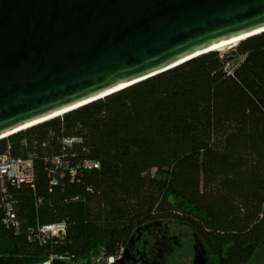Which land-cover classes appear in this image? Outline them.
I'll use <instances>...</instances> for the list:
<instances>
[{"label":"trees","instance_id":"trees-1","mask_svg":"<svg viewBox=\"0 0 264 264\" xmlns=\"http://www.w3.org/2000/svg\"><path fill=\"white\" fill-rule=\"evenodd\" d=\"M4 153L31 182L3 178L0 264H89L138 234L165 264H192L195 241L206 264H264V31L0 138Z\"/></svg>","mask_w":264,"mask_h":264},{"label":"water","instance_id":"water-1","mask_svg":"<svg viewBox=\"0 0 264 264\" xmlns=\"http://www.w3.org/2000/svg\"><path fill=\"white\" fill-rule=\"evenodd\" d=\"M263 31L264 0H0V138Z\"/></svg>","mask_w":264,"mask_h":264},{"label":"built area","instance_id":"built-area-1","mask_svg":"<svg viewBox=\"0 0 264 264\" xmlns=\"http://www.w3.org/2000/svg\"><path fill=\"white\" fill-rule=\"evenodd\" d=\"M30 160H22L11 158L8 153L0 154V187L1 191L5 192L3 186V178L8 177L12 179L13 182L20 184L21 182L30 183L31 177L28 172H25L29 169ZM87 167H96L97 163L95 162H85ZM6 213L8 218L5 220L6 223H9L10 219L13 217V214L9 211V206L6 205ZM10 217V218H9ZM36 236L39 240H45L46 238L58 235V233H64V224H50L38 227ZM123 252V247L119 249L116 255L103 256L101 253L94 256L91 263L89 264H112L115 260L121 257ZM61 257V256H59ZM44 264H49L48 261Z\"/></svg>","mask_w":264,"mask_h":264},{"label":"flooded vegetation","instance_id":"flooded-vegetation-1","mask_svg":"<svg viewBox=\"0 0 264 264\" xmlns=\"http://www.w3.org/2000/svg\"><path fill=\"white\" fill-rule=\"evenodd\" d=\"M152 234L155 235L152 237L158 244L164 242L163 239L156 237V234H154V232H152ZM173 243H176V241L174 240ZM127 250L128 258L123 264H165V262L163 261L153 259L154 255L150 252L147 253L141 234H138L135 238L130 239V243L127 247Z\"/></svg>","mask_w":264,"mask_h":264},{"label":"bare ground","instance_id":"bare-ground-1","mask_svg":"<svg viewBox=\"0 0 264 264\" xmlns=\"http://www.w3.org/2000/svg\"><path fill=\"white\" fill-rule=\"evenodd\" d=\"M222 48H224V47H220L219 49H222Z\"/></svg>","mask_w":264,"mask_h":264},{"label":"crops","instance_id":"crops-1","mask_svg":"<svg viewBox=\"0 0 264 264\" xmlns=\"http://www.w3.org/2000/svg\"><path fill=\"white\" fill-rule=\"evenodd\" d=\"M44 264V263H43Z\"/></svg>","mask_w":264,"mask_h":264},{"label":"rangeland","instance_id":"rangeland-1","mask_svg":"<svg viewBox=\"0 0 264 264\" xmlns=\"http://www.w3.org/2000/svg\"><path fill=\"white\" fill-rule=\"evenodd\" d=\"M226 48V47H225Z\"/></svg>","mask_w":264,"mask_h":264}]
</instances>
